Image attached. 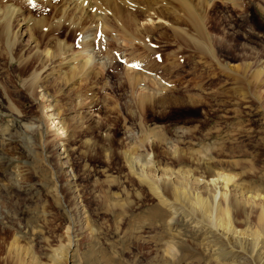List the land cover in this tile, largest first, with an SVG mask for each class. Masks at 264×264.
I'll return each mask as SVG.
<instances>
[{"label": "rangeland", "instance_id": "374dc122", "mask_svg": "<svg viewBox=\"0 0 264 264\" xmlns=\"http://www.w3.org/2000/svg\"><path fill=\"white\" fill-rule=\"evenodd\" d=\"M103 1L88 19L61 14V0L13 1L40 49L59 55L60 41L76 57L44 78L54 63L0 35V264L228 263L213 223L154 196L132 169L186 171L195 191L216 170L231 191L264 194V0H191L200 26L176 27L155 0ZM230 206L235 228L257 226Z\"/></svg>", "mask_w": 264, "mask_h": 264}, {"label": "bare ground", "instance_id": "6f19581e", "mask_svg": "<svg viewBox=\"0 0 264 264\" xmlns=\"http://www.w3.org/2000/svg\"><path fill=\"white\" fill-rule=\"evenodd\" d=\"M13 1L14 0H0V35H2L5 38V42L9 45L10 44L11 45L20 44L21 54H23L25 51L33 52V54L38 59H40L41 63L43 64L46 63L48 65L49 64L51 65L52 63H54L51 67L42 70L43 73H46L44 78L49 79L51 75H56L60 73V71H62L64 68L66 69V71H63V73L69 70H73L75 66L72 64L74 63L76 56H74L73 54H66L67 50L65 49H67V46L63 45V43L60 41H58V47L59 49H61V51L59 50L60 53L58 52L59 55L56 52H53L52 50H50L49 48H46L43 50L40 49V41L35 37L33 33L31 32L29 33L28 31V30L31 31L30 25L33 23L32 17L30 15L26 16L25 15L26 10H23L24 7L22 8L20 7V5L18 6L14 4ZM18 1H19V4L21 5H24V4L28 5L30 3L34 4V3L39 2V3H42L44 6L45 5L50 6L52 1L57 2L58 0H18ZM61 1H62L60 2L61 5H58V8L61 14L64 13L63 15L69 14V15L75 16L79 12L80 15H86L85 17L87 18V14L93 13L95 14V16H97L104 12L102 11V9L104 8L101 9V5H102L101 2L103 0H61ZM119 1H121L122 4H125L128 7H131L130 5H133V2L131 4L129 0H119ZM155 1L158 4L161 3V6L163 5L168 11V13L173 17V22H174L173 24L175 27L176 25L183 22L182 21L183 17H192V20L191 19L190 20L194 21L193 23L196 26H200L201 18H202L201 17L202 11L199 10L198 8H195L192 5L191 0H155ZM208 1L210 0H195V2L199 3L198 5H200L201 3H207ZM86 18L85 20L88 19ZM14 19L22 21L21 30H18V31L17 29L16 31L12 30L11 22ZM67 24L68 23H66L65 26H67ZM88 24L89 23H86L81 26V28L79 29L81 30V34L84 33L85 35V32H88V30H90V27H89L90 24L89 25ZM72 27L73 25L71 26V28ZM183 29H186V28H183ZM20 36H23V40H24L23 43L20 42V39H19ZM88 58L85 55L82 59L80 58L81 63L78 61L80 63V68L82 70L87 69L86 67L88 66L89 61H90L89 60L90 58L89 59ZM57 59L59 61H57ZM42 72L40 74H43ZM38 75L39 73L36 74V77H38ZM64 153L65 155L63 157L68 156L66 152ZM202 163L207 164V162H202ZM203 165L204 164H202V166ZM139 166L138 168H140ZM133 167H135V165ZM69 168H70L69 163L63 164L61 166V170H63L62 172L64 171L68 172V170L66 169H69ZM132 171L134 172V174L137 175V177L141 181L145 182L148 185L151 193L154 196L158 197L162 201H166L167 203H170V202L171 203L180 202L182 204L185 203L189 206V208L192 210L193 213L198 215V217L200 216L204 220H207L213 223V225H209L210 240L213 242L215 241L218 243H224V245H229V247L232 248L231 249L232 250L231 251L232 260L229 259L230 262L224 263V264H252V263L264 264V194L262 192H260L259 190H256L255 188L254 189H250L246 187L242 188L236 185L234 188L232 187L235 191H231L230 182L232 180H230V177H229L230 175L224 176V174L222 175V172H219L216 170H212L210 174L208 173L209 175L206 176V180H203L204 184L211 186V188L209 187L205 188L203 191H195V190L188 189L186 180L188 178V175L191 174L188 171H187L189 173L188 175L186 174V171H184L185 173L184 172L182 173V172L171 171V170H166V169H159V171L161 172L160 175H157L152 172L150 174H147L148 172L143 173L145 170L141 172V168H140V171L136 170V168L135 169L133 168ZM189 181L191 180L189 179ZM68 184H69V188L71 189V191L73 193L76 192V188L72 185V183L71 184L68 183ZM163 190L168 195L170 193V196H169L170 198H167L163 194ZM258 201H260L261 203H258ZM230 203L231 205L234 204V206H237V207L242 206L244 210L249 211L252 214L253 212L256 213L254 215L256 216L257 226L251 230L249 229L239 230L235 228V226L232 223L233 220L231 219ZM231 208L233 209V207ZM244 214H247V213H244ZM247 222H249V220Z\"/></svg>", "mask_w": 264, "mask_h": 264}]
</instances>
